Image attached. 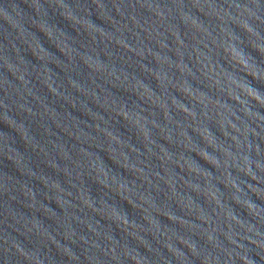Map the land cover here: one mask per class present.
Wrapping results in <instances>:
<instances>
[{
    "label": "water",
    "instance_id": "1",
    "mask_svg": "<svg viewBox=\"0 0 264 264\" xmlns=\"http://www.w3.org/2000/svg\"><path fill=\"white\" fill-rule=\"evenodd\" d=\"M79 264H264V0H0Z\"/></svg>",
    "mask_w": 264,
    "mask_h": 264
}]
</instances>
